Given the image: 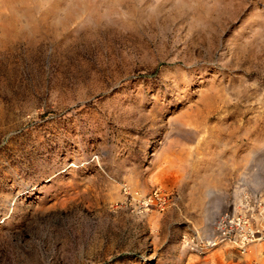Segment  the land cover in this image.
Wrapping results in <instances>:
<instances>
[{"label": "rangeland", "instance_id": "1", "mask_svg": "<svg viewBox=\"0 0 264 264\" xmlns=\"http://www.w3.org/2000/svg\"><path fill=\"white\" fill-rule=\"evenodd\" d=\"M245 196L264 0H0V264H264L186 243Z\"/></svg>", "mask_w": 264, "mask_h": 264}, {"label": "built area", "instance_id": "2", "mask_svg": "<svg viewBox=\"0 0 264 264\" xmlns=\"http://www.w3.org/2000/svg\"><path fill=\"white\" fill-rule=\"evenodd\" d=\"M163 204L164 197L157 190L144 197L142 204L147 206L154 203ZM264 201L250 200L247 196L238 203L230 204L221 211L214 222V233L204 242L195 244L187 240V245L200 249L231 243L240 254H246L249 247L264 239ZM193 246V247H192Z\"/></svg>", "mask_w": 264, "mask_h": 264}, {"label": "bare ground", "instance_id": "3", "mask_svg": "<svg viewBox=\"0 0 264 264\" xmlns=\"http://www.w3.org/2000/svg\"><path fill=\"white\" fill-rule=\"evenodd\" d=\"M253 167V166H252ZM208 240V239H207Z\"/></svg>", "mask_w": 264, "mask_h": 264}]
</instances>
